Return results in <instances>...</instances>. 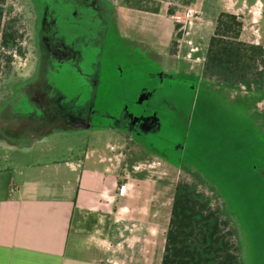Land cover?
Here are the masks:
<instances>
[{"label":"rangeland","instance_id":"374dc122","mask_svg":"<svg viewBox=\"0 0 264 264\" xmlns=\"http://www.w3.org/2000/svg\"><path fill=\"white\" fill-rule=\"evenodd\" d=\"M23 5L22 0H6L5 3V19L16 18L20 29L26 33L19 43L25 55L18 54L14 48L8 50V53L15 52L9 65L0 60V91L8 90L14 81L24 77L32 57L31 18L25 13ZM127 5L137 6V0H129ZM132 22L139 26L138 37L130 30L125 31L126 36H122L116 48L110 46L106 58L128 69L125 77L112 72L111 89L113 94L129 105L134 104L133 99L139 97L142 88L154 86L145 83L140 75L130 73L129 69L139 71L143 68L145 52L149 58L159 57L164 49L150 46L147 41L155 39L154 33L140 29V26L147 28L148 19ZM178 25L177 29H180ZM258 26H247L242 38L249 42L252 39L259 41L260 46L254 60L258 69H250L247 82L239 80L234 87V80L225 81L224 75L207 72L205 78L217 84L210 86L200 81L194 70L189 73L181 71L175 77L183 79L184 83L166 82L157 89H151L153 95L144 101L145 107L158 111L159 118L164 122L166 137L171 143L181 146L183 161L189 167L169 165L137 143H125L111 131L100 132L96 129L54 134L37 143L29 152L0 150V165L7 162V157L3 156L9 157L10 154L11 158L48 164L70 159L79 163L78 173L83 170L103 172L108 167L118 174L116 187L119 188L126 180V174L127 179L136 176L158 183L149 188L150 184L140 182L137 184V197H126L125 202L133 208L136 203L139 206L146 198L152 197L147 204L152 211L158 203L160 228L168 223L175 185L179 181L192 182L213 204L220 207L229 220L239 255L242 252V264H264V130L256 114L229 97L232 93V96L237 95L247 103L256 102L257 111L264 118V18L260 23L261 28ZM209 34L203 37L204 42L199 46L200 56L204 55ZM225 90L229 91L228 95ZM102 157L104 161L100 160ZM165 199H168V203L160 205Z\"/></svg>","mask_w":264,"mask_h":264},{"label":"crops","instance_id":"0c3cea01","mask_svg":"<svg viewBox=\"0 0 264 264\" xmlns=\"http://www.w3.org/2000/svg\"><path fill=\"white\" fill-rule=\"evenodd\" d=\"M111 1L126 31L136 37L139 26L132 21L148 19L147 28L140 29L154 33L155 39L147 41L150 46L168 51L179 30L175 57L185 63L203 61L214 20L222 10L241 17V40L259 44L242 38L247 26L261 28L263 0H137V6L127 5L129 0ZM189 8L198 11L197 17L185 16ZM175 24L181 28L176 30ZM208 34L200 56L199 46ZM47 138L26 148L0 140V150L29 152ZM10 155L3 156L7 162L0 165V264H161L168 223L159 227L158 203L150 211L147 203L152 197L133 208L125 202L126 197H137L140 182L149 188L158 183L136 176L127 179L126 174L119 188L118 174L108 167L78 173L79 163L70 159L48 164ZM167 203L165 199L160 205Z\"/></svg>","mask_w":264,"mask_h":264},{"label":"flooded vegetation","instance_id":"af4514ba","mask_svg":"<svg viewBox=\"0 0 264 264\" xmlns=\"http://www.w3.org/2000/svg\"><path fill=\"white\" fill-rule=\"evenodd\" d=\"M22 1L25 13L31 18L28 30L32 35V53L30 52L32 57L24 77L14 81L8 90L0 91V109L11 104L14 112L44 113V110L30 102V92L34 90L35 85L28 89L24 88L27 82L34 80L38 67L41 66L44 70L42 83L49 93L59 94L65 103L78 108L93 104L89 127L76 132L91 129L100 132L108 130L122 138L125 143L132 141L157 154L169 165L189 167L183 161L181 146L171 143L166 137L164 122L159 118L158 111L145 107L144 101L153 95L151 89H157L166 82L184 83L183 79L175 77L181 71L189 73L194 70L200 81L210 86L217 85L205 78L207 73L203 65L206 55L203 61L192 64L175 57L177 49L173 51L169 48L168 51H161L159 57L151 58L147 57L145 52L143 68L139 71L134 69L129 71L140 75L145 83L154 86L142 88L139 97L133 99L134 104L129 105L113 94L111 78L112 72H118L120 77H125L128 75L125 74L128 69H123L114 60L106 59L110 46L116 48L122 36H126L123 20L114 10L111 0ZM17 26L21 39L26 33L24 29H20L21 25ZM20 48L21 54L25 55L21 46ZM225 91L228 95L229 91ZM231 94H229L231 100L243 103L249 112L256 114L264 130V118L258 113L256 102L250 104ZM57 133L64 132L54 134ZM238 243L241 245L239 236ZM241 254L239 257L241 256L242 264Z\"/></svg>","mask_w":264,"mask_h":264},{"label":"trees","instance_id":"16d2710c","mask_svg":"<svg viewBox=\"0 0 264 264\" xmlns=\"http://www.w3.org/2000/svg\"><path fill=\"white\" fill-rule=\"evenodd\" d=\"M6 0H0V60L9 65L15 52L21 54V33L14 17L5 19ZM179 27L175 24V28ZM243 21L239 15L222 10L214 20L204 60V71L225 76L235 84L247 82L255 65L259 44L240 39ZM178 31L171 43L176 51ZM15 48V50H14ZM15 52L8 53V50ZM2 50V51H1ZM234 230L218 205L188 181L174 188L161 264H240Z\"/></svg>","mask_w":264,"mask_h":264},{"label":"water","instance_id":"95a60500","mask_svg":"<svg viewBox=\"0 0 264 264\" xmlns=\"http://www.w3.org/2000/svg\"><path fill=\"white\" fill-rule=\"evenodd\" d=\"M43 75L44 70L40 66L34 80L27 82L24 88L35 85L30 92V102L44 113L14 112L11 104H7L0 109V140L26 148L56 132H75L89 127L93 104L78 108L65 103L59 94L47 91L42 83Z\"/></svg>","mask_w":264,"mask_h":264},{"label":"built area","instance_id":"2783aa9c","mask_svg":"<svg viewBox=\"0 0 264 264\" xmlns=\"http://www.w3.org/2000/svg\"><path fill=\"white\" fill-rule=\"evenodd\" d=\"M197 15H198V11L196 9L193 8L186 9L185 16L187 18H194L197 17Z\"/></svg>","mask_w":264,"mask_h":264}]
</instances>
